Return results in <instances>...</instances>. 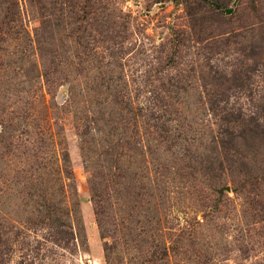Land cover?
Instances as JSON below:
<instances>
[{"label":"rangeland","instance_id":"1","mask_svg":"<svg viewBox=\"0 0 264 264\" xmlns=\"http://www.w3.org/2000/svg\"><path fill=\"white\" fill-rule=\"evenodd\" d=\"M217 2L0 0V264H264V0Z\"/></svg>","mask_w":264,"mask_h":264},{"label":"trees","instance_id":"2","mask_svg":"<svg viewBox=\"0 0 264 264\" xmlns=\"http://www.w3.org/2000/svg\"><path fill=\"white\" fill-rule=\"evenodd\" d=\"M204 3H207L209 5H211L212 7H216V8H224L223 5H221L220 3L217 2V0H202ZM229 13L231 12V10H228ZM214 109H216V111H218V107L216 106ZM225 116H223V114H221V116L219 115L217 118V120H219L220 124H219V130L222 131L223 135H229L232 138H237V137H241L240 135L236 134L237 131L235 132V130H245L246 126L244 124L236 126L234 128H232L233 123L235 122H239V120H242V118L240 117H234V110H230L229 108H225ZM248 129V128H247ZM249 131V129H248ZM251 133L253 132L250 129ZM249 131V132H250ZM225 143L230 144L229 141H226ZM74 237L75 234L74 232H70V244H72V241H74ZM61 239V238H60Z\"/></svg>","mask_w":264,"mask_h":264}]
</instances>
